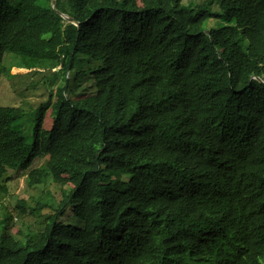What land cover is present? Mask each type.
Returning <instances> with one entry per match:
<instances>
[{
  "label": "trees",
  "instance_id": "16d2710c",
  "mask_svg": "<svg viewBox=\"0 0 264 264\" xmlns=\"http://www.w3.org/2000/svg\"><path fill=\"white\" fill-rule=\"evenodd\" d=\"M7 55L60 69L47 127L0 104V204L55 188L0 264H264V0H0Z\"/></svg>",
  "mask_w": 264,
  "mask_h": 264
},
{
  "label": "rangeland",
  "instance_id": "374dc122",
  "mask_svg": "<svg viewBox=\"0 0 264 264\" xmlns=\"http://www.w3.org/2000/svg\"><path fill=\"white\" fill-rule=\"evenodd\" d=\"M190 3H199L202 0H185ZM60 69L56 61H38L33 58L7 55L0 62V104L20 106L25 111H31L29 118H33V108L38 105L45 107L44 127L48 126L51 104L55 100V80L54 85L50 75ZM52 81V82H51ZM53 85V86H52ZM79 92V91H78ZM43 158H36L32 163V168L40 167L44 164ZM3 179H7L8 194L0 204V218L10 216L6 230L11 234L23 238V232L38 230L41 225L42 214H46L50 207L44 206L39 211H30L36 202H52L51 196L46 190L52 187H30L27 184V171L9 170ZM53 188L52 191H54ZM18 201L26 203V213H22L15 206ZM40 216V217H39ZM40 219V220H39Z\"/></svg>",
  "mask_w": 264,
  "mask_h": 264
},
{
  "label": "water",
  "instance_id": "95a60500",
  "mask_svg": "<svg viewBox=\"0 0 264 264\" xmlns=\"http://www.w3.org/2000/svg\"><path fill=\"white\" fill-rule=\"evenodd\" d=\"M51 7H52L53 9H55V0H51ZM61 16H62L63 18H65V19H67L68 21L77 24V22H76L73 18H71L70 16H68L67 14L62 13Z\"/></svg>",
  "mask_w": 264,
  "mask_h": 264
}]
</instances>
